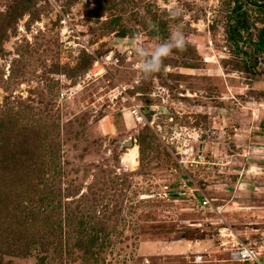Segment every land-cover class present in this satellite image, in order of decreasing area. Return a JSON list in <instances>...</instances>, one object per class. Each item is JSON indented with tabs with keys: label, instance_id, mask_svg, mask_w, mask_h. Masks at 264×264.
<instances>
[{
	"label": "rangeland",
	"instance_id": "rangeland-1",
	"mask_svg": "<svg viewBox=\"0 0 264 264\" xmlns=\"http://www.w3.org/2000/svg\"><path fill=\"white\" fill-rule=\"evenodd\" d=\"M263 4L0 0V264H230L221 226L264 253ZM177 26L185 48L145 77L129 40ZM236 178L233 205L214 183Z\"/></svg>",
	"mask_w": 264,
	"mask_h": 264
},
{
	"label": "built area",
	"instance_id": "built-area-1",
	"mask_svg": "<svg viewBox=\"0 0 264 264\" xmlns=\"http://www.w3.org/2000/svg\"><path fill=\"white\" fill-rule=\"evenodd\" d=\"M165 100L160 101L161 108L160 110L158 107L149 106L150 111H157L159 114H165ZM138 112V111H137ZM132 113H136V110H132ZM137 118H141L138 117ZM194 157L195 164H200L202 160H204L203 164H212L209 161L207 162L201 152L197 151V154ZM206 161V162H205ZM181 162V161H180ZM190 163V160L187 161ZM197 162V163H196ZM182 163V162H181ZM191 164V163H190ZM183 186H185V182H182ZM194 191H197L201 194L200 199H196L197 207L200 210L208 211L210 213H218L216 207L213 205L215 199H211L210 197L206 196L203 192L200 191L197 187H193ZM224 224V223H223ZM194 225V224H193ZM201 224H197V227H200ZM221 230H225L222 232ZM218 236L220 238H225L223 241L219 243V247H221V254L224 259L221 262H227L230 264H264V253H262L260 248H256L251 244H244L240 240H238L237 235L233 232L230 227L221 226L218 229ZM206 262L204 255L196 254L192 258V264H204Z\"/></svg>",
	"mask_w": 264,
	"mask_h": 264
},
{
	"label": "clouds",
	"instance_id": "clouds-1",
	"mask_svg": "<svg viewBox=\"0 0 264 264\" xmlns=\"http://www.w3.org/2000/svg\"><path fill=\"white\" fill-rule=\"evenodd\" d=\"M151 27H156V25H152ZM129 44L132 45V51L136 55L144 57L138 67L139 71L147 77L160 70L164 58L173 55L174 49L182 51L185 48L186 40L183 31L177 26L170 32L168 40L158 43L150 53L144 48V44L140 40L131 39L129 40Z\"/></svg>",
	"mask_w": 264,
	"mask_h": 264
},
{
	"label": "crops",
	"instance_id": "crops-1",
	"mask_svg": "<svg viewBox=\"0 0 264 264\" xmlns=\"http://www.w3.org/2000/svg\"><path fill=\"white\" fill-rule=\"evenodd\" d=\"M261 138H262L261 136L256 135L251 140L259 141V139L261 140ZM235 143H237V142H235ZM237 145H239V144H237ZM214 153H216V152H214ZM231 156L232 155H230L229 157H231ZM233 157L234 156H232V158H227L226 159L227 163H231L233 161ZM230 171L232 173H234V172L240 173L239 171L233 170L232 168H230ZM242 176H243V173H242ZM212 182L214 183V181H212ZM214 184H215L214 186L216 188H222V189H219V190H215L216 195H218L220 198L229 199L231 202H233V205H236L237 203L244 201V195L246 193H245V190H244V181H242L241 178H236V179H233L231 181H225L223 183L222 182L221 183L218 182V183H214ZM228 206H230V205H228ZM215 207H216V209L218 211V213H216V214H221V215L224 216V214L227 213L225 211L226 210L225 209L226 205H222L220 207L215 206ZM209 246H210L209 243L208 244H204L203 245L204 250L206 249L205 251H207L209 249ZM211 246H212L213 250L210 251L209 253L212 252V254H213L214 251H219L218 246H215V245H211Z\"/></svg>",
	"mask_w": 264,
	"mask_h": 264
},
{
	"label": "bare ground",
	"instance_id": "bare-ground-1",
	"mask_svg": "<svg viewBox=\"0 0 264 264\" xmlns=\"http://www.w3.org/2000/svg\"><path fill=\"white\" fill-rule=\"evenodd\" d=\"M138 155V149L136 145H132L131 148L128 150V153L124 155L123 160L129 161L133 165H136V159ZM222 232H225V230H221Z\"/></svg>",
	"mask_w": 264,
	"mask_h": 264
},
{
	"label": "trees",
	"instance_id": "trees-1",
	"mask_svg": "<svg viewBox=\"0 0 264 264\" xmlns=\"http://www.w3.org/2000/svg\"><path fill=\"white\" fill-rule=\"evenodd\" d=\"M237 24H239L238 27H240V29H244L245 30L247 28L245 20H237L236 25Z\"/></svg>",
	"mask_w": 264,
	"mask_h": 264
}]
</instances>
